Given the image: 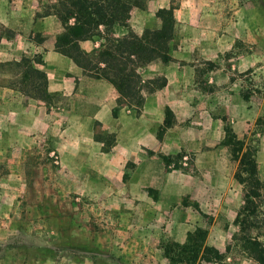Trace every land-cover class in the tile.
I'll return each mask as SVG.
<instances>
[{
  "label": "crops",
  "instance_id": "crops-1",
  "mask_svg": "<svg viewBox=\"0 0 264 264\" xmlns=\"http://www.w3.org/2000/svg\"><path fill=\"white\" fill-rule=\"evenodd\" d=\"M178 1L179 10L193 6L198 48L189 55H174L178 58L174 65H163L156 59L141 67L148 72L153 64L160 65L154 74L168 75L160 89H171L176 84L183 89L199 82L187 77L188 63L182 60L193 56V74L205 73L207 82L216 90L229 92L222 95L218 113L211 108L203 109L195 101L193 117L178 115L180 110L173 107L174 102L169 104L177 116L161 136L156 127H164V117L141 115L140 127L134 130V153L143 159L136 160L134 188L131 180L125 183L118 175L110 177L122 169L117 156L121 147L118 125L124 117L134 120L133 98L120 100L112 82L94 77L74 58L57 51L56 39H52L44 56L48 91L67 94L82 91L91 106V116L94 115L90 120L112 125L114 128L110 130L117 137L110 148L114 156L105 157L100 168L105 179L100 190L104 209L99 212L102 227L93 233L99 238L91 244L69 245L72 250L69 264H198L202 250L194 263L173 262L167 253L168 245L177 244L175 248L179 250L198 228L206 231L205 245L226 254L221 262L204 260L203 264H261L245 251L239 238L246 232L238 220L245 204L246 187L236 177L239 160L234 158L226 141V127L232 128L246 146H250V137H258L255 158L258 186L264 193V124L258 123L264 117V0ZM172 2L147 0L144 8L133 7L125 21L112 26L111 34L121 37L132 30L141 35L149 28L145 17L155 16L160 8H169ZM104 41L103 37L82 40L80 47L92 52L103 46ZM176 73L178 79L173 76ZM248 73L252 77H247ZM254 87L261 89L258 92ZM250 89L254 92L246 95L245 91ZM182 106L181 110L188 112L191 103L184 99ZM174 153H182L186 158L189 155L192 167L187 170L173 163L166 167L160 161V154ZM150 159L154 162L150 163ZM182 163L189 164L188 160ZM261 206L263 209H258L257 219L247 232L264 244V203Z\"/></svg>",
  "mask_w": 264,
  "mask_h": 264
},
{
  "label": "rangeland",
  "instance_id": "rangeland-1",
  "mask_svg": "<svg viewBox=\"0 0 264 264\" xmlns=\"http://www.w3.org/2000/svg\"><path fill=\"white\" fill-rule=\"evenodd\" d=\"M60 1L0 0V264H69L68 256L72 253L69 245L97 241L99 235L94 236V230L102 227L99 212L104 203L100 190L105 179L100 168L105 157L114 156L110 153L117 142L116 134L110 130L114 127L90 120L94 115L91 116V106L82 91L40 92L43 79L35 73H31L30 79H23L24 67L19 62L23 56L42 58L38 66L44 69V56L52 39L64 30L55 14ZM172 1L171 36L161 55L154 59L163 65H174L178 61L174 55H189L198 48L193 6L179 10L180 2ZM145 20L150 29L163 24L157 12ZM98 39L96 36L92 40ZM182 60L188 63L187 77L199 80L197 86L188 84L178 89L176 84L162 90L160 87L165 86L168 75L153 72L157 73L160 65L153 64L148 72L144 67L138 69L143 102L138 104L133 97L134 120L124 117L118 125L121 147L117 156L122 169L110 175L122 177L125 183L131 180L132 188L136 160L143 159L134 153V130L140 127L138 119L143 118L142 114L155 119L164 117V127H156L161 136L177 116L174 108L180 110L178 115L193 117L195 101H199L203 109L211 108L218 113L222 95L229 92L216 90L207 82L205 73L193 74V56ZM173 76L178 79L179 73ZM254 88L258 92L261 89ZM250 92L254 91H245L246 95ZM184 99L191 103L188 112L181 110ZM173 102L174 108L169 105ZM258 123L264 124V117ZM248 143L255 151L258 137H250ZM184 156L160 154V161L166 167L173 163L189 170L191 157ZM187 160L189 164L182 163Z\"/></svg>",
  "mask_w": 264,
  "mask_h": 264
},
{
  "label": "trees",
  "instance_id": "trees-1",
  "mask_svg": "<svg viewBox=\"0 0 264 264\" xmlns=\"http://www.w3.org/2000/svg\"><path fill=\"white\" fill-rule=\"evenodd\" d=\"M133 7L144 8L145 0H61L55 14L62 21L64 30L57 35L55 47L62 54L74 58L94 77L105 78L112 82L120 94V100L134 97L139 102L138 104H141L143 97L137 87L138 69L161 55L166 41L171 36L173 9L171 7L160 8L157 11V15L163 19L160 28H146L141 35L130 30L124 36H113L112 26L118 21H125L128 12ZM96 36L105 39L103 46L92 52L80 47V41L93 39ZM19 62L24 67L22 78L30 79L31 73L37 74L36 77H41L44 84L43 90L39 91H45L48 94L47 74L38 66L42 58L33 60L23 56ZM100 63L104 65L101 66ZM226 141L231 146L234 158L239 160L236 177L246 187L245 204L238 218L242 231L246 232L239 238L242 240L245 251L264 264V244L247 232V229L257 219L258 208L264 203V193L258 186L255 151L252 147L246 146L245 141L238 138L229 126L226 127ZM248 220L250 224H247ZM205 234L204 229H196L188 236V240L179 250L175 248L177 244L168 245L167 253L171 260L194 263L202 250L198 264H203L204 260L221 262L226 254L212 246L205 245Z\"/></svg>",
  "mask_w": 264,
  "mask_h": 264
}]
</instances>
